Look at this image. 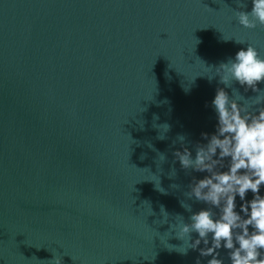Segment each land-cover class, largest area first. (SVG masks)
Returning <instances> with one entry per match:
<instances>
[{"label": "water", "instance_id": "water-1", "mask_svg": "<svg viewBox=\"0 0 264 264\" xmlns=\"http://www.w3.org/2000/svg\"><path fill=\"white\" fill-rule=\"evenodd\" d=\"M238 8L235 0H0V264L53 256L195 264L197 250L181 255L162 242L182 243L169 231L176 214L189 215L181 200L206 206L185 196L205 173L180 167L174 141L184 134L191 148L214 131L219 62L247 43L264 55V26L238 25ZM163 122L161 139L154 125ZM227 251L219 250L224 264Z\"/></svg>", "mask_w": 264, "mask_h": 264}, {"label": "clouds", "instance_id": "clouds-1", "mask_svg": "<svg viewBox=\"0 0 264 264\" xmlns=\"http://www.w3.org/2000/svg\"><path fill=\"white\" fill-rule=\"evenodd\" d=\"M235 2L239 5L233 9L238 25L248 29L264 26V0H250L247 11L243 10L247 2ZM235 42L245 43L239 39ZM214 74L224 85L216 88L210 102L216 120L214 131L201 133L202 142H195L191 148L185 135L177 134L174 143L178 141L180 148L173 153L181 168L205 173L192 177L185 196L206 206L193 210L192 204L181 200L189 215L185 220L176 214L169 231L182 243L172 245L165 239L162 242L169 251L181 255L197 250L195 264H201L199 257H208L206 264H224L219 252L222 247L228 250L230 264H264V88L258 87L259 82H264V55L247 43L234 56L219 62ZM233 82L256 95L246 98L235 88L230 95L225 89ZM184 90L188 91L189 86L185 85ZM154 126L160 129L161 139L170 127L167 122ZM159 158L162 161L164 155L161 153ZM152 176L149 180L155 181L154 187L164 193L159 177ZM249 191L252 196L245 199ZM160 211L163 219L159 223L167 222L169 213L163 205ZM50 261L61 264L60 256H53Z\"/></svg>", "mask_w": 264, "mask_h": 264}]
</instances>
